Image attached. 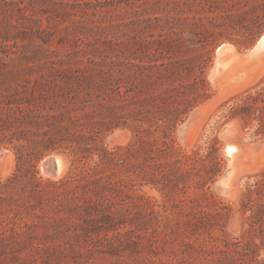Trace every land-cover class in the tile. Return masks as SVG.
<instances>
[{"label":"trees","instance_id":"1","mask_svg":"<svg viewBox=\"0 0 264 264\" xmlns=\"http://www.w3.org/2000/svg\"><path fill=\"white\" fill-rule=\"evenodd\" d=\"M122 1L0 0V146L16 155L0 184V264H85L94 252L118 264H188L159 256L172 234H211L227 217L198 196L219 170L216 148L183 153L169 131L209 96L207 48L264 30V0ZM236 97L228 117L264 133V83ZM125 126L129 143L102 145ZM56 149L70 172L37 177L35 160ZM141 183L176 200L134 195ZM239 209L240 236L210 235L224 247L215 264H264V168Z\"/></svg>","mask_w":264,"mask_h":264},{"label":"rangeland","instance_id":"2","mask_svg":"<svg viewBox=\"0 0 264 264\" xmlns=\"http://www.w3.org/2000/svg\"><path fill=\"white\" fill-rule=\"evenodd\" d=\"M124 2L122 1V4H125ZM262 33H264V30L255 33L250 41L245 44L224 39L207 48L204 77L208 86L209 96L190 110L169 131L172 147L183 153H191L193 150L205 153L207 150H211L210 147L212 145L216 148L219 170L207 182L204 190H198V196L203 200V203L208 204L210 207L221 206L228 213L227 217L222 220L221 225L215 227L211 234L208 232H200V234L194 235H185L182 232L173 233L170 237V243L166 246V253L159 255L163 260L180 261L181 263L188 262V264H215L216 259L222 255L221 252L224 247L217 245L219 241H214L213 238H210V235L234 240L235 237L240 236L243 227L246 226L243 223V214L239 209L240 198L245 188L253 182L256 174L264 168V133L256 130L255 121L244 125L237 118H229L227 112L239 93L259 81L264 83V48L257 55L244 58L247 51L254 46ZM223 43L232 44L233 52L240 57L238 59L236 55L237 59L232 62L230 67L220 69V72L211 77L217 50ZM51 46L58 45L53 42ZM242 57L243 60L241 59ZM228 124L232 125V129L227 133H223V126ZM134 133L135 131L131 127L114 128L103 134L101 143L108 149L124 146L132 140ZM228 142L236 144L238 149L234 152L231 161L232 191L225 194L217 188V180L228 167V160L224 154V149ZM51 153H61L67 161L62 174L55 179L46 177L40 170L41 159ZM88 162L91 163L90 160ZM213 166L210 163L207 167L208 172H212ZM15 167L16 155L14 148L9 144L0 146V184L5 182L7 177L14 172ZM34 170L36 171V176L44 180H57L67 175L71 170L68 152L56 149L45 153L35 160ZM187 179L188 176L181 181L186 182ZM203 191L204 194H202ZM131 192L134 195H143V197L155 204H161L164 201L171 203L176 200V196H172V199L171 197H166L161 189L146 183L138 184L136 189ZM188 195L190 196L191 194L187 193V191L185 192V189L180 192V197L185 198L186 201L188 200ZM127 200L137 199L132 195L128 196ZM117 201L123 202L122 199ZM140 256L144 258L147 254L142 252ZM256 259L264 260V248L260 249ZM119 261V259L112 258L108 254L94 252L85 264H118ZM16 264L21 263L17 262ZM59 264H65V262Z\"/></svg>","mask_w":264,"mask_h":264},{"label":"bare ground","instance_id":"3","mask_svg":"<svg viewBox=\"0 0 264 264\" xmlns=\"http://www.w3.org/2000/svg\"><path fill=\"white\" fill-rule=\"evenodd\" d=\"M232 45V44H231ZM229 44L223 43L217 50V56L215 60V65L213 72L211 74V77L220 72V69H225L226 67H230L232 65V62L237 59L236 55L233 51V45L231 46ZM264 48V40L262 43L256 46V44L247 51L246 56L244 58H248L249 56H254L255 54L262 50ZM251 52V53H249ZM227 53V55H226ZM229 53V54H228ZM238 56V55H237ZM240 56H238L239 59ZM243 60V57L241 58ZM240 59V60H241ZM236 78V76H235ZM229 125V124H228ZM226 126V125H225ZM238 149V146L234 143L228 142L225 146V156L227 157L228 160V167L226 168L228 170V173L226 175V180L224 186L227 187V190L224 189L222 190L223 193L228 194L232 191L231 188V174H232V158L234 152ZM67 162V161H66ZM66 164V163H65ZM66 165L64 166L63 170L65 169ZM63 170L59 174V176L62 174ZM58 176V177H59Z\"/></svg>","mask_w":264,"mask_h":264},{"label":"water","instance_id":"4","mask_svg":"<svg viewBox=\"0 0 264 264\" xmlns=\"http://www.w3.org/2000/svg\"><path fill=\"white\" fill-rule=\"evenodd\" d=\"M264 40V33H262L258 39L256 40V46L262 43ZM254 44V45H255ZM251 53V52H249ZM232 129V125H224L222 128L223 133H227ZM225 154V150H224ZM66 159L63 154L61 153H51L49 155L44 156L40 161V170L41 172L48 178H57L61 171L63 170L64 166L66 165ZM228 170L225 169L222 175L217 180V188L222 192V190L226 189L227 187L224 186V182L226 180V175ZM223 193V192H222Z\"/></svg>","mask_w":264,"mask_h":264}]
</instances>
